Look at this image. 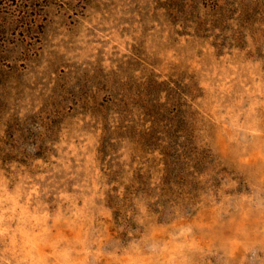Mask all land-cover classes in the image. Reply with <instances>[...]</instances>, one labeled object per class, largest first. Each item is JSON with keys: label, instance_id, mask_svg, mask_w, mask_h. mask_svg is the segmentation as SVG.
<instances>
[{"label": "rangeland", "instance_id": "rangeland-1", "mask_svg": "<svg viewBox=\"0 0 264 264\" xmlns=\"http://www.w3.org/2000/svg\"><path fill=\"white\" fill-rule=\"evenodd\" d=\"M0 264H264V0H0Z\"/></svg>", "mask_w": 264, "mask_h": 264}]
</instances>
